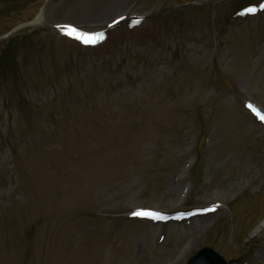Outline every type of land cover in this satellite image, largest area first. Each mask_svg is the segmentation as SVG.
Masks as SVG:
<instances>
[{
	"label": "rangeland",
	"instance_id": "374dc122",
	"mask_svg": "<svg viewBox=\"0 0 264 264\" xmlns=\"http://www.w3.org/2000/svg\"><path fill=\"white\" fill-rule=\"evenodd\" d=\"M261 5L0 0V264H264Z\"/></svg>",
	"mask_w": 264,
	"mask_h": 264
},
{
	"label": "water",
	"instance_id": "95a60500",
	"mask_svg": "<svg viewBox=\"0 0 264 264\" xmlns=\"http://www.w3.org/2000/svg\"><path fill=\"white\" fill-rule=\"evenodd\" d=\"M185 264H228L227 260L216 250L204 247Z\"/></svg>",
	"mask_w": 264,
	"mask_h": 264
},
{
	"label": "snow or ice",
	"instance_id": "6c2138e0",
	"mask_svg": "<svg viewBox=\"0 0 264 264\" xmlns=\"http://www.w3.org/2000/svg\"><path fill=\"white\" fill-rule=\"evenodd\" d=\"M262 8H264V5H261ZM257 11V9L255 7H250V8H247L245 10L246 13H255ZM77 30L75 28H72L69 32V34L73 33V32H76ZM85 34L81 33L80 34V37H83ZM79 38V37H78ZM85 43H94L96 42V40L92 37H89L87 39L84 40ZM249 107H252L251 105H249ZM253 111L256 112L257 116H260V112L258 110H256L255 108H253ZM261 119H264V116H261ZM134 215H139V216H151V217H154V218H162L159 216L158 213H153V212H144V211H141V212H136L134 213Z\"/></svg>",
	"mask_w": 264,
	"mask_h": 264
},
{
	"label": "bare ground",
	"instance_id": "6f19581e",
	"mask_svg": "<svg viewBox=\"0 0 264 264\" xmlns=\"http://www.w3.org/2000/svg\"><path fill=\"white\" fill-rule=\"evenodd\" d=\"M41 19H42V14H38L37 15V17H36V19H35V23H38V22H40L41 21ZM209 215V214H208ZM208 215H204L205 217H207ZM204 216H202L201 218H200V221L201 222H203L202 221V219H204L205 217ZM191 218V217H190ZM186 218H177V220H185ZM262 231H264V220L259 224V225H257L256 226V228H255V230L253 231V233H252V235H255L256 233H258V232H262ZM173 253V252H172Z\"/></svg>",
	"mask_w": 264,
	"mask_h": 264
},
{
	"label": "trees",
	"instance_id": "16d2710c",
	"mask_svg": "<svg viewBox=\"0 0 264 264\" xmlns=\"http://www.w3.org/2000/svg\"><path fill=\"white\" fill-rule=\"evenodd\" d=\"M5 64H8V62H7V63H5Z\"/></svg>",
	"mask_w": 264,
	"mask_h": 264
}]
</instances>
